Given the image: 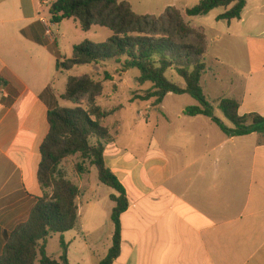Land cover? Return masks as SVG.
Masks as SVG:
<instances>
[{
    "label": "crops",
    "instance_id": "1",
    "mask_svg": "<svg viewBox=\"0 0 264 264\" xmlns=\"http://www.w3.org/2000/svg\"><path fill=\"white\" fill-rule=\"evenodd\" d=\"M56 1L0 0V255L4 235L26 223L43 196L40 147L50 131L49 113L65 108L62 96L71 76L59 72L57 62L71 58L82 43L57 24V41H48L43 20L52 22ZM260 62L244 76L242 89L224 94L240 102L241 116L264 117ZM159 109L144 154L116 142L106 146L105 163L129 201L114 264H264V135L229 137L208 117L184 116L185 108L173 114ZM94 190L89 184L88 192ZM88 203L94 208L96 200ZM80 220L79 207L78 226L63 234L65 240L78 232L65 241L69 262L72 245L82 240L84 262L95 257L100 264L112 247L114 223Z\"/></svg>",
    "mask_w": 264,
    "mask_h": 264
},
{
    "label": "trees",
    "instance_id": "2",
    "mask_svg": "<svg viewBox=\"0 0 264 264\" xmlns=\"http://www.w3.org/2000/svg\"><path fill=\"white\" fill-rule=\"evenodd\" d=\"M247 3L248 0H201L185 14L188 17L207 16L217 8H225L226 12L217 20L231 22L241 20ZM50 14L52 23L57 25L75 20L84 32L94 26L112 32V37L102 44L87 40L76 45L71 58L57 62L59 72H71L82 66L97 70L115 62L120 64L122 76L137 69L140 72L137 83L151 85L144 95L134 96L132 102L153 101V106L159 108L169 94L189 95L197 105L185 108L184 116L208 117L229 137L264 135V117L256 113L241 116L240 102L236 99L223 98L218 103L232 127L215 116L202 88V78L207 73V38L192 28L176 7H168L163 14L155 16L139 15L123 0H57L51 6ZM170 71H175L185 85L180 86L169 79ZM104 81L113 82L114 75L105 72ZM103 91V82L90 74L69 77L62 99L75 107L57 108L49 113L50 131L40 147L38 180L43 196L38 199L29 220L11 234L4 235L0 264H70L69 247L63 234L78 226L81 190L69 179L63 164L75 156L81 159L75 165L80 178L95 167L99 181L116 192L110 197L115 203L111 214L115 226L113 244L100 264H114L120 257L121 217L128 210L129 201L125 187L105 163L106 146L114 138L109 128L102 124L121 108L107 110L100 106L98 99ZM54 235L61 236L59 259L49 256L46 250L48 239Z\"/></svg>",
    "mask_w": 264,
    "mask_h": 264
},
{
    "label": "rangeland",
    "instance_id": "3",
    "mask_svg": "<svg viewBox=\"0 0 264 264\" xmlns=\"http://www.w3.org/2000/svg\"><path fill=\"white\" fill-rule=\"evenodd\" d=\"M123 1L129 3L133 11L139 15L159 16L168 7H176L182 11L186 22L192 28L205 34L208 43V52L205 56L207 73L202 78V88L206 98L214 108L215 116L223 121L226 126L232 127V124L218 108V102L225 95L228 96L227 88L236 89L234 91L242 89L244 87V76L251 68L264 60V33H262L264 31V0H248L247 7L242 15L244 20H233L231 22L217 20L220 15L226 12L225 8H217L207 16L188 17L185 11L198 5L201 0ZM59 26L62 27L61 31L64 32L62 34H65L67 38L73 40L76 44L87 40L95 44H102L112 37V32L109 29L100 26H94L90 31L84 32L79 22H75V20L59 24ZM68 45V42H66V46ZM121 70L120 64L109 62L97 70H93L90 66H82L65 74H90L95 80L103 82L104 91L98 99V104L107 110L121 109L105 119L102 125L109 128L114 138L113 143L116 142L119 147H124L132 154L141 156L150 144L153 127L160 120V114L158 113L160 109L153 106V101L132 102L134 96L144 95L151 85L140 86L137 83L136 79L140 75L137 69L129 70L123 76ZM105 72L114 75L113 82L104 81ZM167 76L178 85H185L183 79L175 71H170ZM63 103L65 108L75 107L65 100ZM193 104L197 105L189 95L170 94L164 100L162 107L168 113L173 114ZM78 162H81L79 156L72 157L64 162L63 168L69 179L82 188V196L79 199L80 221H106L107 224L112 225L111 214L115 203L111 201L110 196L116 195V192L99 181L95 167L91 168L85 179L79 180L75 171V165ZM86 167H89V163H86ZM89 184L95 187L92 193L88 192ZM88 198L96 200L94 208L89 207ZM77 233L73 231L71 234L65 235V241L69 244L72 237ZM47 247L49 254L57 258L61 251L59 235L49 238ZM82 247V240H77L76 244L72 245V264H97L98 260L95 257L92 262L90 260L86 261L87 263L84 262ZM86 254L85 251L84 255L86 256Z\"/></svg>",
    "mask_w": 264,
    "mask_h": 264
},
{
    "label": "built area",
    "instance_id": "4",
    "mask_svg": "<svg viewBox=\"0 0 264 264\" xmlns=\"http://www.w3.org/2000/svg\"><path fill=\"white\" fill-rule=\"evenodd\" d=\"M43 24L46 28V37L48 41L50 43H55L57 41L58 35L53 31L54 23L43 20Z\"/></svg>",
    "mask_w": 264,
    "mask_h": 264
}]
</instances>
